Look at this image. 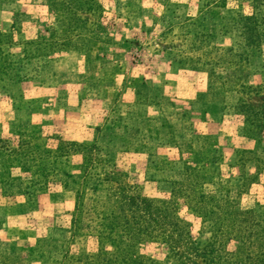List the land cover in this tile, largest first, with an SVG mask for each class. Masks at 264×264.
Segmentation results:
<instances>
[{
	"label": "rangeland",
	"instance_id": "rangeland-1",
	"mask_svg": "<svg viewBox=\"0 0 264 264\" xmlns=\"http://www.w3.org/2000/svg\"><path fill=\"white\" fill-rule=\"evenodd\" d=\"M253 1L0 0V264H106L108 189L181 178L185 257L133 255L229 264L232 207L264 209V20L234 21Z\"/></svg>",
	"mask_w": 264,
	"mask_h": 264
},
{
	"label": "trees",
	"instance_id": "trees-1",
	"mask_svg": "<svg viewBox=\"0 0 264 264\" xmlns=\"http://www.w3.org/2000/svg\"><path fill=\"white\" fill-rule=\"evenodd\" d=\"M250 6V14L234 18V21L241 23L243 29H248L257 17L264 20V0H254ZM243 104L242 101L239 103L241 106ZM36 150L38 149L34 151ZM189 175L190 172L185 171L182 176L188 179ZM183 180L181 178L173 182L169 198L136 197L134 194L125 193V185L116 188L120 192L118 195L113 189H108L103 208L112 210H109V215L103 217L101 232L97 237V249L109 255L104 260L106 264H133L131 256L135 247L145 241L160 242L173 258L185 257L181 248L185 246L186 241L191 243V240L187 236L185 238L179 235L178 231L181 232L186 223L174 213L175 203L180 199L187 202L189 192H192L186 186L188 183L183 186ZM127 188L131 187L127 185ZM195 198L197 201L187 206L194 208L200 216L202 212L214 213L210 208L217 210L221 206L213 199L208 201V197L201 194H196ZM124 212L126 214L121 215ZM231 212L235 217L229 219V237L240 243V249L229 251V264H264V209L257 212L255 208L241 210L232 207ZM107 245L111 250H106ZM119 253L124 254L114 260ZM132 257L135 259L134 264L140 263L142 259L148 260V264H154L151 259L137 251Z\"/></svg>",
	"mask_w": 264,
	"mask_h": 264
},
{
	"label": "crops",
	"instance_id": "crops-1",
	"mask_svg": "<svg viewBox=\"0 0 264 264\" xmlns=\"http://www.w3.org/2000/svg\"><path fill=\"white\" fill-rule=\"evenodd\" d=\"M159 77H160V75H159ZM161 78H162V76H161ZM197 106H199V108L201 109V108H203L204 105L200 104V105H197ZM197 106H196L195 108H197ZM204 110H207V108L204 107ZM202 119H203V118H201V120H202Z\"/></svg>",
	"mask_w": 264,
	"mask_h": 264
}]
</instances>
